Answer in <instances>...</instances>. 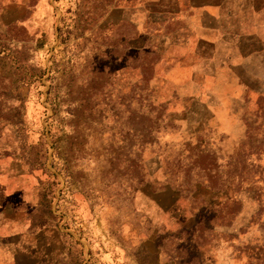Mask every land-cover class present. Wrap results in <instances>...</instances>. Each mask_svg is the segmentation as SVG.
Masks as SVG:
<instances>
[{
	"label": "rangeland",
	"instance_id": "rangeland-1",
	"mask_svg": "<svg viewBox=\"0 0 264 264\" xmlns=\"http://www.w3.org/2000/svg\"><path fill=\"white\" fill-rule=\"evenodd\" d=\"M129 11L0 0V168L22 181L38 264H120L149 242L168 264H264V25L243 44L250 88L212 80L235 93L228 127L152 78Z\"/></svg>",
	"mask_w": 264,
	"mask_h": 264
},
{
	"label": "crops",
	"instance_id": "crops-1",
	"mask_svg": "<svg viewBox=\"0 0 264 264\" xmlns=\"http://www.w3.org/2000/svg\"><path fill=\"white\" fill-rule=\"evenodd\" d=\"M127 8L132 9L127 20L136 35L148 37L138 50L142 48L144 54L153 56V71L160 67L161 71L155 70L152 78H169L176 93L180 86L190 87L185 97L197 103L199 110L211 111L215 118H221L223 126L232 127L224 118L233 115L235 109L223 101L236 99L235 93L224 95L211 90L212 80L237 78L233 86L250 88L241 81L239 71L245 69L248 54L257 51L247 52L243 44L249 40L247 31L264 25L262 17L256 18L263 13L262 8L257 9L248 0H127ZM261 52L258 49V56ZM1 169L0 264H38L41 230L24 217L22 181H10L7 169ZM140 253L153 256L156 261L152 264H168L161 261L160 249L152 248L150 242L143 250L133 249L131 259L128 250H119L118 261L136 264Z\"/></svg>",
	"mask_w": 264,
	"mask_h": 264
}]
</instances>
